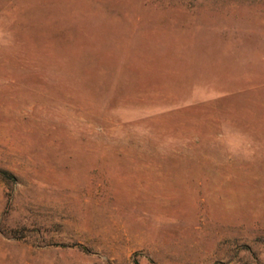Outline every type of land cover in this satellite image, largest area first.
Listing matches in <instances>:
<instances>
[{"label": "rangeland", "instance_id": "1", "mask_svg": "<svg viewBox=\"0 0 264 264\" xmlns=\"http://www.w3.org/2000/svg\"><path fill=\"white\" fill-rule=\"evenodd\" d=\"M0 264H264V0H0Z\"/></svg>", "mask_w": 264, "mask_h": 264}, {"label": "trees", "instance_id": "2", "mask_svg": "<svg viewBox=\"0 0 264 264\" xmlns=\"http://www.w3.org/2000/svg\"><path fill=\"white\" fill-rule=\"evenodd\" d=\"M0 175L6 180V181H9V180H12L13 179V176L11 174H9L8 172H5V171H1L0 170Z\"/></svg>", "mask_w": 264, "mask_h": 264}]
</instances>
